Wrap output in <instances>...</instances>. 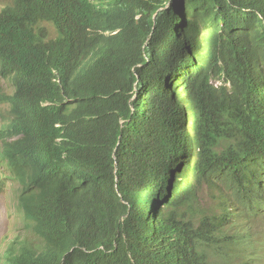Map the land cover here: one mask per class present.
Instances as JSON below:
<instances>
[{
	"label": "trees",
	"instance_id": "16d2710c",
	"mask_svg": "<svg viewBox=\"0 0 264 264\" xmlns=\"http://www.w3.org/2000/svg\"><path fill=\"white\" fill-rule=\"evenodd\" d=\"M0 75L29 231L8 264H213L264 212V0H13Z\"/></svg>",
	"mask_w": 264,
	"mask_h": 264
},
{
	"label": "rangeland",
	"instance_id": "374dc122",
	"mask_svg": "<svg viewBox=\"0 0 264 264\" xmlns=\"http://www.w3.org/2000/svg\"><path fill=\"white\" fill-rule=\"evenodd\" d=\"M12 3L13 0H0V8ZM45 26L51 36L56 34L51 24L45 23ZM213 81L220 84L218 80ZM0 92L5 96L13 94V88L7 80H0ZM12 121L11 106L0 101V128H7ZM11 193V190L0 191V264H7L8 249L15 239L26 231L23 221L7 208L6 196ZM219 194H221L219 190L212 192L207 183L201 185L197 194L201 209L210 213L216 210L220 213V208H216ZM262 213L249 215L244 211H237L235 216L231 217L229 226L222 230L221 236L230 239L233 237L234 240L222 243L215 251L213 250L211 254L213 264H264V212ZM244 235L247 236L244 238Z\"/></svg>",
	"mask_w": 264,
	"mask_h": 264
},
{
	"label": "clouds",
	"instance_id": "9594fccd",
	"mask_svg": "<svg viewBox=\"0 0 264 264\" xmlns=\"http://www.w3.org/2000/svg\"><path fill=\"white\" fill-rule=\"evenodd\" d=\"M168 4V3H167ZM7 6V5H6ZM3 6L2 8L6 7ZM51 24V23H49ZM0 80H7L9 84L13 88V94L15 92V88L11 81L5 77H2L0 75ZM13 94L9 96H5L0 92V101L2 103H7L11 106V113L13 115V121L9 124L7 128H0V191L1 190H11L12 193L7 195V208L13 215H15L17 218H20L25 226V233L23 235L18 236L15 241L13 242V245L10 246V248L7 251L6 256V263L8 264V254L14 250L15 247H18V243L23 240L27 234L28 229L26 227L25 220L23 218V214L20 212L19 208V201L21 197V188H22V181L21 178L18 176V166H17V159L14 156H11L9 154V150L14 147L17 143H19L23 138V133L19 132L17 133L14 129L16 116L13 113L12 110V104L9 101V98L13 96ZM14 137H16L14 139ZM262 213V212H261ZM263 214V213H262ZM247 235H244V238Z\"/></svg>",
	"mask_w": 264,
	"mask_h": 264
}]
</instances>
